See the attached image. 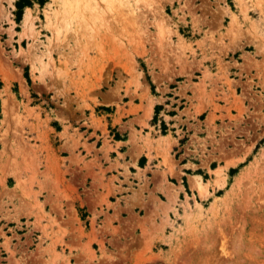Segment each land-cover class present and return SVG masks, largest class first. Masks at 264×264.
Listing matches in <instances>:
<instances>
[{
    "label": "rangeland",
    "instance_id": "rangeland-1",
    "mask_svg": "<svg viewBox=\"0 0 264 264\" xmlns=\"http://www.w3.org/2000/svg\"><path fill=\"white\" fill-rule=\"evenodd\" d=\"M15 2L0 264H264V0Z\"/></svg>",
    "mask_w": 264,
    "mask_h": 264
},
{
    "label": "trees",
    "instance_id": "trees-1",
    "mask_svg": "<svg viewBox=\"0 0 264 264\" xmlns=\"http://www.w3.org/2000/svg\"><path fill=\"white\" fill-rule=\"evenodd\" d=\"M49 0H16L15 7H16V17L17 21L20 22L22 20L24 11L26 8H32L35 3L39 4L40 6H44Z\"/></svg>",
    "mask_w": 264,
    "mask_h": 264
},
{
    "label": "bare ground",
    "instance_id": "bare-ground-1",
    "mask_svg": "<svg viewBox=\"0 0 264 264\" xmlns=\"http://www.w3.org/2000/svg\"><path fill=\"white\" fill-rule=\"evenodd\" d=\"M122 1V0H121ZM116 4V3H115ZM121 5V4H120ZM122 6V5H121ZM200 184V183H199ZM201 185V184H200ZM225 264V263H224Z\"/></svg>",
    "mask_w": 264,
    "mask_h": 264
}]
</instances>
